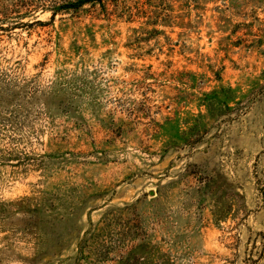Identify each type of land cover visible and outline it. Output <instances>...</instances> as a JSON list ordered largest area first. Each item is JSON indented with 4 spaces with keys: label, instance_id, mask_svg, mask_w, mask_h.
Segmentation results:
<instances>
[{
    "label": "rangeland",
    "instance_id": "374dc122",
    "mask_svg": "<svg viewBox=\"0 0 264 264\" xmlns=\"http://www.w3.org/2000/svg\"><path fill=\"white\" fill-rule=\"evenodd\" d=\"M0 0V264H264V0Z\"/></svg>",
    "mask_w": 264,
    "mask_h": 264
},
{
    "label": "trees",
    "instance_id": "16d2710c",
    "mask_svg": "<svg viewBox=\"0 0 264 264\" xmlns=\"http://www.w3.org/2000/svg\"><path fill=\"white\" fill-rule=\"evenodd\" d=\"M89 1L92 2V0H65L63 3H60L57 8L52 10L50 19L55 18L58 10L62 11V13L70 9L76 11V9H79L84 3Z\"/></svg>",
    "mask_w": 264,
    "mask_h": 264
}]
</instances>
